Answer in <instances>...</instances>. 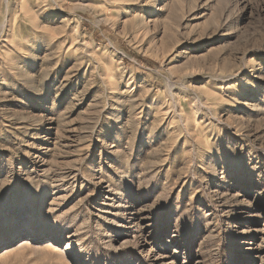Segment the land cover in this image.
I'll return each mask as SVG.
<instances>
[{"label": "rangeland", "instance_id": "374dc122", "mask_svg": "<svg viewBox=\"0 0 264 264\" xmlns=\"http://www.w3.org/2000/svg\"><path fill=\"white\" fill-rule=\"evenodd\" d=\"M0 264H264V0H0Z\"/></svg>", "mask_w": 264, "mask_h": 264}, {"label": "bare ground", "instance_id": "6f19581e", "mask_svg": "<svg viewBox=\"0 0 264 264\" xmlns=\"http://www.w3.org/2000/svg\"><path fill=\"white\" fill-rule=\"evenodd\" d=\"M27 241V239H22V240H20V242H25V244L24 245H29V244H31V242H26ZM33 243V242H32ZM51 244V243H50ZM48 245V244H47ZM54 247L55 246H53L52 244L51 245H49V247H48V249L50 250V251H53L54 250Z\"/></svg>", "mask_w": 264, "mask_h": 264}]
</instances>
